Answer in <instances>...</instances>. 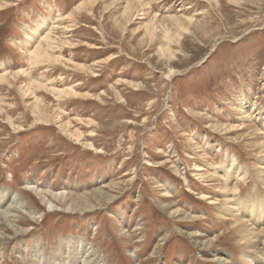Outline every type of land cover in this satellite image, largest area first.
I'll use <instances>...</instances> for the list:
<instances>
[{
    "label": "rangeland",
    "instance_id": "rangeland-1",
    "mask_svg": "<svg viewBox=\"0 0 264 264\" xmlns=\"http://www.w3.org/2000/svg\"><path fill=\"white\" fill-rule=\"evenodd\" d=\"M137 1L67 19L87 0H0V209L24 203L0 223V264H244L239 218L263 250L264 0ZM42 29L71 62L36 65L33 80L90 97L39 91L37 117L28 78H11ZM95 190L114 200L76 213L51 197Z\"/></svg>",
    "mask_w": 264,
    "mask_h": 264
},
{
    "label": "bare ground",
    "instance_id": "bare-ground-1",
    "mask_svg": "<svg viewBox=\"0 0 264 264\" xmlns=\"http://www.w3.org/2000/svg\"><path fill=\"white\" fill-rule=\"evenodd\" d=\"M95 1L96 0H87V4L84 3V2L79 3L74 8L73 12L69 15V17L67 19H69L72 15L79 14L82 11L85 12L86 11V8H87V11L89 10V12H90V8L88 7V3H90V4L92 3L93 4ZM112 1H114V0H112ZM138 1H140V0H138ZM138 1H137V3H138ZM127 3H128V1H127ZM129 6L130 5L128 4V7L126 8V10L124 12V15H126L127 12L129 11ZM177 24H175V25L177 26ZM41 27H43V26H41ZM179 27H180V25H179ZM52 30L51 29H47L46 32H44V30L42 29L41 36L39 37L40 38V42L39 43H37L38 41L36 42V40H35L38 37V33L37 32H35V33L30 32L29 33L30 35L28 36L27 42H26V49H28L27 50V56H24L28 60V64H27V65H29L28 66V69H23V70L21 69L19 73L14 74L12 76V78H11V79H14V80L17 77H20V76H23V77L28 78V81H27L28 83L22 85L21 88H20V90H21V92H22L23 95H26L28 97L29 96H32L35 99V101L33 103V106H32V112H33V114H37V117H38V114H41L42 115V113H43V103H42V100L36 95L37 92H39V91H41V92L42 91L49 92L51 94V96H53L54 98H56V100L71 99V98H73V99L74 98L75 99H80V98H85V97L86 98H89L90 97L89 94L87 96H85L82 93H79V92L75 91V89L73 87H64L62 89H58V88L50 87L49 85H47L45 83L43 84V82L41 83V81L39 82V81L33 80V78H32V70H33V68L36 65L39 67V66H42V64L44 62H48L49 64H51V63H54V64H65L66 67H69L70 66V65H68V63H70L71 60H68L67 58H63L60 55H55L54 54V52H55L54 50L57 48V46H59V47H61V46L58 44V41L59 40L57 38H53L52 37ZM167 35H169L168 32H167ZM62 40H64V39H62ZM63 61H65V63ZM82 65L81 66L79 65L77 67L81 68ZM6 75L7 74L0 76L1 83H2V81L3 82L4 81H7L8 82V77L6 78ZM173 75H175V71L170 70L168 76L172 78V77H174ZM0 111H1V105H0ZM56 114H58V113H56ZM247 118H249V117L247 116ZM37 122H38V124H42L41 123L42 121L39 118H37ZM11 124H12V127H13L14 124L13 123H11ZM70 125H71V123L69 124V122H68L66 125H64L63 127L61 126V127H62L63 131L66 134H68V136H70L69 138L74 139L76 142L81 143L82 142V139L84 137L83 134L79 130L78 131H74V132L72 130H69L70 129V127H69ZM83 145L85 147H87L89 149V151L91 150V151L95 152L97 150L95 148V146L92 143H90V142H87L86 144L83 143ZM263 148H264V144H263ZM98 153L102 154V151H100ZM148 164H149V162H148ZM198 171H199V169H198ZM244 178H245V176H244ZM31 189H35L36 190L37 188L36 187H32ZM234 189L235 190L233 192H236L238 190L236 188H234ZM37 192L39 193V190H37ZM103 192H101L100 190L99 191L95 190L90 195L85 194V195L81 196L80 198H78L80 200L79 202H75V199H74L75 196L69 194L68 192H66V193H60V194H52L51 197H52V200H54L56 203L60 204L61 206H65V207H67L68 210H71L73 212L76 211V213L77 212L79 213V212H87V211L94 210L96 208L94 204L96 203V204H99L100 205V203H101L100 200L106 199L105 202H111L112 200H114V198H112V197L105 196V195H107V193L104 194ZM70 198L73 199V200H71ZM15 199H17V196H15L13 198V202H15ZM59 202H61V203H59ZM23 204H24L23 203V200H18V206L20 208L22 207ZM67 204H68V206H66ZM253 204H255V203H253ZM49 205H52V203H50ZM258 205H259V207H256V208H259L260 212L258 211L259 212L258 213L259 216H257L256 218L258 219V221H261V219H262L261 217L264 216V204L263 203H259ZM18 206H17V203H15V207H13L12 204H11L5 210H1L0 209V223H1V221H8V223L10 221L16 222L17 221L16 219H18V217H17L18 214H21L22 213V211H18L17 210ZM14 208H15V210H12ZM25 208H26L25 211L28 214H30V217L34 216V213L31 212V210H29V208L27 209L26 206H25ZM235 209L236 208L234 207V204H233V205L230 206V209H227L226 212H224V213H230V214H232V213L238 211V210H235ZM175 213H177V212H175ZM234 215H235V213H234ZM234 215H233V217L237 219L238 218V215L236 217ZM252 217L253 216H251V218ZM257 219L255 220V222H257ZM247 223H248L247 221H245L243 219H240V218L237 219V221H236L237 230H238V225L242 229V230H239V234H240V237H241V241L244 242L243 245L249 247V253L246 252L247 254H245L244 259H242V260H244L243 261L244 264H259V261L256 262L253 258H257L256 257L257 253L262 252L264 254V245H263V248H261L263 250H260L261 244H260L259 239H258L262 231L258 232V230L252 228V229H249V235L245 234L243 232V229L244 228L245 229H248ZM4 224L5 223H3V225ZM249 227H250V225H249ZM1 230H3V229H1ZM263 232H264V230H263ZM192 235H195V234H192ZM196 244H199V243H196ZM203 246H205V244L204 245H201L200 244L199 247L200 248H203ZM203 249H205V248H203ZM215 258H217V257H214L213 260ZM57 259H59V257H56L53 262L56 263V264H60L59 262H56ZM39 260H41L40 257H39ZM216 260L220 264H228V262L226 260H224L223 257L218 258ZM41 264H45V263H43V260H41Z\"/></svg>",
    "mask_w": 264,
    "mask_h": 264
}]
</instances>
